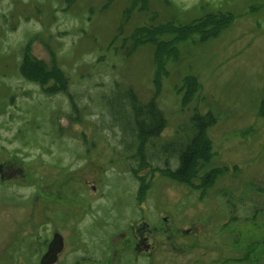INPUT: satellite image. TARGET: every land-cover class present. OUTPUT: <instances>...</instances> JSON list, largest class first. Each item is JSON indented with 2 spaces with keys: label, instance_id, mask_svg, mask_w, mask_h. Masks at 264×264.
Here are the masks:
<instances>
[{
  "label": "rangeland",
  "instance_id": "1",
  "mask_svg": "<svg viewBox=\"0 0 264 264\" xmlns=\"http://www.w3.org/2000/svg\"><path fill=\"white\" fill-rule=\"evenodd\" d=\"M203 16L214 20L194 26ZM26 48L55 70L40 85L20 74ZM58 77L72 103L51 94ZM127 88L163 111L161 142L194 112L214 114L212 156L190 183L170 176L175 158L174 171L134 176V139L107 105ZM4 166L16 174L0 171V264H33L52 230L62 254L92 255L100 239L102 255L122 218L163 217L223 243L227 263L213 264H264V0H0Z\"/></svg>",
  "mask_w": 264,
  "mask_h": 264
},
{
  "label": "trees",
  "instance_id": "2",
  "mask_svg": "<svg viewBox=\"0 0 264 264\" xmlns=\"http://www.w3.org/2000/svg\"><path fill=\"white\" fill-rule=\"evenodd\" d=\"M210 19L211 21L214 20L213 17L203 16L195 21L196 24L194 26H199L203 22L210 21ZM183 28V26H179L176 31L183 32ZM212 35L209 34L208 36ZM19 69L21 75L27 76V79L38 84L39 82L40 84L42 83V79L44 81L47 80L49 74L55 71H47L45 66L27 48L25 55L22 56ZM67 85L68 80L65 77H58L55 85L52 86L51 94L64 93L68 95L72 103L73 97L68 94ZM120 100L123 101L127 108L128 105L130 106L129 117L123 115L124 108L120 104ZM107 103H109L107 105L112 110L118 111L113 117L114 120L125 130L128 129V137L134 139L131 146H126L129 150L131 147L134 148L133 153L126 160H129L127 163H130L129 168L136 178L142 180L140 172L143 168H149L152 174L155 172L163 173L168 170L174 171L168 165L169 160L175 158L179 168L177 167V170L170 176L183 183H190L191 179L197 174L199 165L206 161L208 162L211 158L212 146L206 130L216 122L212 112L209 111L206 114L194 112L189 116L186 127H183L184 125L179 126L175 137L170 141L161 142L159 137L163 131L162 127L166 119L163 111L154 100L140 102L132 89L127 88L122 92L118 91V93L111 95L107 99ZM76 114L78 113L76 112ZM158 159L165 162V168L153 166L152 161Z\"/></svg>",
  "mask_w": 264,
  "mask_h": 264
},
{
  "label": "flooded vegetation",
  "instance_id": "3",
  "mask_svg": "<svg viewBox=\"0 0 264 264\" xmlns=\"http://www.w3.org/2000/svg\"><path fill=\"white\" fill-rule=\"evenodd\" d=\"M0 171L2 177L6 179H10L16 174L15 170L8 166L1 167ZM119 221L115 224V228L111 229V236H107L104 240L102 245H105V248H103L102 255L97 254V252H101V242H98L100 239H97L95 250H91L93 254L95 251L96 257L93 254L90 255L89 251L85 249L75 251L74 257L70 254L66 256L63 250L66 248L64 238L59 231L52 230L50 235H46L47 237L42 243L43 249L39 255L35 254L36 258L28 259V263L40 264V259L47 251L55 234L62 237L64 254L61 250L53 264H60V261L65 258L67 259L65 264H213L218 260L221 263L227 261L224 254L221 256L224 244H220V250L217 249L219 244L215 242L213 245L216 248L212 247L213 249H211L208 244L210 239L206 240L208 236L204 235L205 231L201 230V224L197 221H192L182 229L178 227L174 219L168 217L159 218L160 223L154 225L144 218H122ZM222 239L223 237L219 240ZM213 250L217 253L221 252V257L212 260ZM189 254H193V257H189ZM62 255L66 257H61Z\"/></svg>",
  "mask_w": 264,
  "mask_h": 264
},
{
  "label": "water",
  "instance_id": "4",
  "mask_svg": "<svg viewBox=\"0 0 264 264\" xmlns=\"http://www.w3.org/2000/svg\"><path fill=\"white\" fill-rule=\"evenodd\" d=\"M63 240L59 234H55L48 245L47 251L40 259V264H53L57 254L62 250Z\"/></svg>",
  "mask_w": 264,
  "mask_h": 264
}]
</instances>
